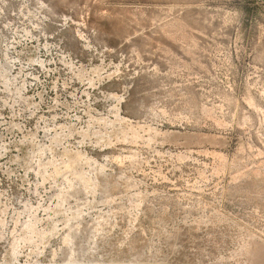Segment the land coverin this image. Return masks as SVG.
Returning a JSON list of instances; mask_svg holds the SVG:
<instances>
[{
    "label": "rangeland",
    "instance_id": "rangeland-1",
    "mask_svg": "<svg viewBox=\"0 0 264 264\" xmlns=\"http://www.w3.org/2000/svg\"><path fill=\"white\" fill-rule=\"evenodd\" d=\"M0 264H264V0H0Z\"/></svg>",
    "mask_w": 264,
    "mask_h": 264
}]
</instances>
